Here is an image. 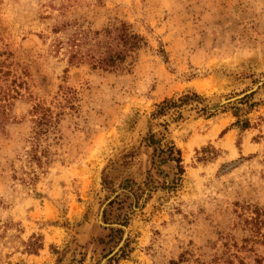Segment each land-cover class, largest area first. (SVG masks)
Returning a JSON list of instances; mask_svg holds the SVG:
<instances>
[{
  "label": "rangeland",
  "instance_id": "1",
  "mask_svg": "<svg viewBox=\"0 0 264 264\" xmlns=\"http://www.w3.org/2000/svg\"><path fill=\"white\" fill-rule=\"evenodd\" d=\"M120 24L123 71L55 48ZM0 62V264H264V0H0Z\"/></svg>",
  "mask_w": 264,
  "mask_h": 264
},
{
  "label": "trees",
  "instance_id": "2",
  "mask_svg": "<svg viewBox=\"0 0 264 264\" xmlns=\"http://www.w3.org/2000/svg\"><path fill=\"white\" fill-rule=\"evenodd\" d=\"M65 27V26H64ZM65 40H57L55 48L65 49L70 64H89L104 71H123L130 66L129 61L135 59L140 49L142 38L131 31L126 24H120L102 31L76 29L66 35ZM4 63L0 62V130L9 120L8 107L11 100L19 95L15 81L9 82L8 72L4 70ZM66 91V90H65ZM34 124L37 135H43L58 126L52 112L42 104L33 107ZM33 160H41L34 155Z\"/></svg>",
  "mask_w": 264,
  "mask_h": 264
},
{
  "label": "water",
  "instance_id": "3",
  "mask_svg": "<svg viewBox=\"0 0 264 264\" xmlns=\"http://www.w3.org/2000/svg\"><path fill=\"white\" fill-rule=\"evenodd\" d=\"M245 96V95H244Z\"/></svg>",
  "mask_w": 264,
  "mask_h": 264
}]
</instances>
